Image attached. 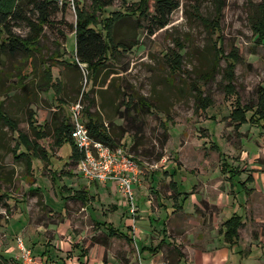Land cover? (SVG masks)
I'll list each match as a JSON object with an SVG mask.
<instances>
[{"label":"rangeland","instance_id":"374dc122","mask_svg":"<svg viewBox=\"0 0 264 264\" xmlns=\"http://www.w3.org/2000/svg\"><path fill=\"white\" fill-rule=\"evenodd\" d=\"M44 1L21 0L9 25L16 36H30ZM262 1L222 0L219 7L217 0H180L160 29L153 1L150 16L138 21L131 10L139 0H115L96 11L91 0H80L104 35L105 19L125 14L115 40L137 43L110 53L95 82L86 65L73 64L76 2L43 4L50 23L38 46L31 53L0 49V108L17 124L13 131L0 119V264L20 263L19 239L43 261L40 253H48L46 264H141L142 241L154 248L163 238H170L169 248L154 256L156 264H193L192 249L204 247L226 254L230 264H264V129L238 128L231 119L237 101L255 109L264 97V43L252 29ZM215 45L239 55L231 87ZM195 86L212 100L205 112L196 111ZM79 98L83 121L89 108L145 169L135 225L116 194L79 175L72 147L56 144L55 130L70 120ZM89 186L95 203L65 198ZM233 217L242 226L238 245L230 247L226 225ZM103 223L134 243L110 237Z\"/></svg>","mask_w":264,"mask_h":264},{"label":"trees","instance_id":"16d2710c","mask_svg":"<svg viewBox=\"0 0 264 264\" xmlns=\"http://www.w3.org/2000/svg\"><path fill=\"white\" fill-rule=\"evenodd\" d=\"M73 1L76 2V8L78 11V21L74 28V31L76 32V52L75 58L73 59V64L77 68L86 65V67L81 68H86V71H88L89 79L95 82L98 74L106 65L110 53L117 51L120 47H133L137 43L129 42L128 44H123L118 43L115 40V26L125 17V14L119 12L114 17H107L105 21L108 23H105L103 28L106 33L104 35L102 31H98L96 29V26L98 24L96 22L94 13L92 15L86 13L82 5H80V0ZM91 1L95 11L97 10V8L99 10H104L105 8L112 6L115 2V0ZM152 1L154 2L153 20L157 23L158 28H164L170 23V17L172 13L180 7V0H139V2H137L135 7L133 6L134 8L131 10L132 14L138 18V21L146 19L150 16L149 4ZM20 2L21 0H0V39L2 40L0 49L4 50L5 52L8 51L11 54L19 51L20 49L24 50L27 53H31L33 49H35L39 44L40 38L44 33V26L50 23L48 14L43 8L45 4H48V0H45L43 3L44 5L42 4V7H40L41 17L39 19V23L32 25V32L30 36L28 38H20L16 36L11 31L9 25L10 21L13 20L17 15L18 9L20 8ZM217 2L219 7H221L223 4L222 0H217ZM215 23H218L217 19H215ZM252 29L254 34L258 38V42L264 43V0L257 6L256 15L252 19ZM151 33L153 34V31ZM215 52L216 64L221 60H226L227 68L224 77L226 79L225 81L228 82V87H231V83L234 79V70L236 64L240 61L239 55L236 50H232L230 55H224L221 49L217 48V45H215ZM176 65L177 69H179L180 64L178 61ZM172 67L176 69V67ZM233 89L234 88L230 89V92H234ZM195 91L196 111L205 112L212 106V100L209 97L202 96L203 92L198 86H195ZM83 96L87 99L89 93L83 92ZM261 100L262 101L258 103V106L255 107V109L253 107L241 106L240 102L237 101V106L231 114V119L237 121L236 126L238 128L246 123H253L258 125V127L264 129V97H262ZM88 109H85V113L88 115L89 120L87 126L90 129L91 135L95 139L106 144L114 147L117 146L114 137L110 133L109 129L105 127V124L101 122V119L97 115H92ZM249 113H251V116L248 118ZM0 119L13 131L17 130V124L5 114L2 107L0 108ZM33 120V117L30 116L31 123H33ZM71 128L72 127L69 118H65L59 125V127H57L55 130V138L57 141L56 144L58 146L62 144H69L73 149L72 158L76 163H78L83 158V155L77 150L73 143V140L71 138ZM45 134L47 133L45 132ZM42 137H45V135H42ZM19 139L22 141V144L24 142L26 150L30 148L27 147L30 145L23 140V136L21 134L19 135ZM56 176L57 173L54 172V175H52L53 180L56 178ZM70 193L71 194L69 195V197H65L67 200H79L84 204L96 201L94 197H89V192L86 190L70 191ZM113 209L115 211L117 207L113 206ZM103 225L106 226L110 237L121 236L125 238L129 243H134L133 239L129 237L127 233L122 231L119 232L117 229H114L111 223H103ZM240 226H242L241 219H237L236 217H233L231 220H229L226 225V241L230 247L238 245L239 238L237 232ZM164 244L165 243H163L162 241L154 248L148 246L142 247L140 254L148 252V255L154 257L161 252V248Z\"/></svg>","mask_w":264,"mask_h":264},{"label":"built area","instance_id":"2783aa9c","mask_svg":"<svg viewBox=\"0 0 264 264\" xmlns=\"http://www.w3.org/2000/svg\"><path fill=\"white\" fill-rule=\"evenodd\" d=\"M82 97V96H81ZM83 99L79 98L71 107V138L83 158L77 163L78 173L89 183L107 188L118 196L120 205L126 204L127 213L135 225L140 207L137 191L142 185L145 169L133 156L119 146H111L95 139L83 121ZM19 264H46L27 248L22 239L18 240Z\"/></svg>","mask_w":264,"mask_h":264},{"label":"crops","instance_id":"0c3cea01","mask_svg":"<svg viewBox=\"0 0 264 264\" xmlns=\"http://www.w3.org/2000/svg\"><path fill=\"white\" fill-rule=\"evenodd\" d=\"M101 189V188H100ZM107 193H110V191L106 188H103ZM86 191L90 192L89 190H91V187L89 186L87 189H85ZM90 194V193H89ZM111 194V193H110ZM89 197H96V196H89ZM96 201H98V198H95ZM95 201V202H96ZM95 202H91V203H95ZM128 215V213L126 214ZM139 215V214H138ZM131 219V217L129 218ZM132 223H133V220H131ZM163 226V225H162ZM168 226V225H166ZM140 229V228H139ZM140 230H144V229H140ZM145 231V230H144ZM169 234V233H168ZM147 239V238H146ZM170 239V238H169ZM168 239V240H169ZM163 241V243H165V246L167 248H169V243H167L168 240H165V238L161 239ZM142 246L145 247L147 246V242H143L142 241ZM133 244V243H132ZM173 248H174V245H172ZM156 247V246H155ZM193 250V253L191 254V260H192V263L193 264H230L229 262V259H228V256L226 254L224 255H214L212 254L211 252H207L208 249L204 247L203 248H195V249H192ZM139 252V251H138ZM41 254V257L44 259V261L46 263H49V258H50V255L46 252L44 253H40ZM148 255V252L144 253V256L140 255V252H139V258H140V261H141V264H156V260H157V257H154L150 260V262H146L148 259H147V255ZM36 256V255H35ZM52 259V257H51ZM179 264H182L181 262H179Z\"/></svg>","mask_w":264,"mask_h":264}]
</instances>
